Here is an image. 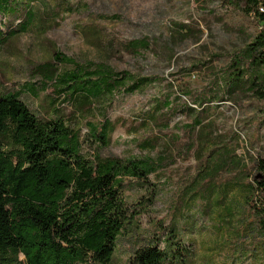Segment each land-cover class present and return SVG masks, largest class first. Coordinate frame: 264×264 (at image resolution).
<instances>
[{
  "label": "rangeland",
  "instance_id": "obj_1",
  "mask_svg": "<svg viewBox=\"0 0 264 264\" xmlns=\"http://www.w3.org/2000/svg\"><path fill=\"white\" fill-rule=\"evenodd\" d=\"M42 3L53 14L14 38L21 16L13 15V0L0 7V96L19 92L34 113L47 115L53 89L44 86L34 68L56 51L78 62H104L118 71L157 77L108 102L107 118L115 125L108 145H84L86 155L166 158L167 165L151 174L149 182L129 180L123 188L124 201L137 212L117 241L112 264H131L135 252L148 244L167 247L171 229L174 243L186 253L175 264H264V229L245 199L250 180L238 176L254 174L257 158L264 155L263 102L249 95L233 98L227 90L224 94L222 84L214 83V74L225 70L231 56L258 33L253 17L228 0ZM183 23L201 34L186 37ZM141 37L150 38L154 50L128 52L126 43ZM187 67L192 68L190 74H185ZM32 84L35 93L29 89ZM210 87L225 100L210 103V115L193 137L181 129L194 115L181 106L173 115L163 108V127L154 121L161 113L157 101L170 95L174 103L186 101L199 109L193 99ZM186 89L193 95H185ZM67 105L70 111L72 105ZM91 119L100 121L98 116ZM79 122L86 134V121ZM174 134L180 136L176 142ZM190 143L193 149L188 151Z\"/></svg>",
  "mask_w": 264,
  "mask_h": 264
},
{
  "label": "trees",
  "instance_id": "obj_2",
  "mask_svg": "<svg viewBox=\"0 0 264 264\" xmlns=\"http://www.w3.org/2000/svg\"><path fill=\"white\" fill-rule=\"evenodd\" d=\"M4 1L0 0V7ZM42 1L13 0V15L22 19L19 28L13 29V38L29 32L38 22L43 24L53 14ZM228 3L251 15L259 31L231 56L225 70L214 74V83L222 84L224 94L227 90L233 98L249 95L263 102L260 110L264 115V0ZM180 28L186 37L202 32L185 23ZM154 46L150 38L141 37L128 41L125 48L137 55L154 50ZM60 64L68 68L62 70ZM34 72L44 86L53 89L47 115L34 113L19 92L0 96V264H112L117 241L137 212V207L131 208L124 201L123 188L129 180L149 182L151 174L167 165L166 158L86 155L84 145H108L115 125L107 118V105L118 94L134 93L157 77L118 71L104 62H78L58 51ZM191 72V67L185 68V74ZM33 86L29 89L35 93ZM184 94L193 95L190 89ZM224 94L212 87L203 91L193 99L199 109L186 101L174 103L168 95L156 102L161 113L154 121L163 127L159 123L165 116L163 108L173 115L181 106L194 115L181 129L193 137L209 117L210 103L225 100ZM67 103L72 105L70 111ZM92 116L100 121H93ZM81 120L86 121V134L82 133ZM173 136L174 142L180 138ZM192 149L190 143L188 151ZM238 176L250 180L246 203L264 229V155L257 158L254 174ZM169 234L167 247L158 243L143 246L130 263H179L186 253L174 243V229Z\"/></svg>",
  "mask_w": 264,
  "mask_h": 264
}]
</instances>
